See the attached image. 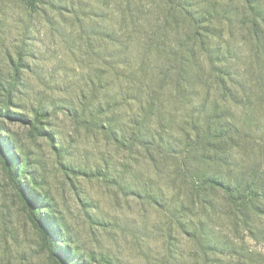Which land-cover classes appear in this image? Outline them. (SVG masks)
I'll return each mask as SVG.
<instances>
[{"label": "rangeland", "instance_id": "rangeland-1", "mask_svg": "<svg viewBox=\"0 0 264 264\" xmlns=\"http://www.w3.org/2000/svg\"><path fill=\"white\" fill-rule=\"evenodd\" d=\"M245 5L0 0V264H264V201L197 177L264 184Z\"/></svg>", "mask_w": 264, "mask_h": 264}, {"label": "trees", "instance_id": "trees-1", "mask_svg": "<svg viewBox=\"0 0 264 264\" xmlns=\"http://www.w3.org/2000/svg\"><path fill=\"white\" fill-rule=\"evenodd\" d=\"M247 2H249V0H247ZM246 3V1H245ZM251 3V2H250ZM185 6H183V9ZM246 7V15L248 16V21L250 24L252 25H260V26H264V13H257L256 11H254V9L252 7H248L247 5H245ZM186 11V9H185ZM188 13V11H186ZM223 72H227V71H223ZM225 81H223L222 83H224ZM223 87L225 89L228 88L227 84H224ZM206 132L203 133V137H201L200 139V144H202L203 146H210V142L211 139L209 138V134L211 133V129L207 128L205 130ZM205 149V148H204ZM215 160V159H214ZM201 175V176H199ZM216 175L214 174H208L206 172H199L198 176L199 179L202 180V182L204 183V185H207L211 188H220L222 189L226 195H227V200H229V202L233 205H236L240 202L243 203H255L257 201H264V184H261V182H259L258 176H254L253 178L250 179H245V180H236L234 183H228V182H223L221 179H218L217 177H215ZM30 204V203H29ZM33 211V210H32ZM35 220V219H34ZM37 227L39 228V231L42 235V242L44 244V246L47 248L49 254L52 257H55L58 260H62L60 258L61 255H59V253L56 251L55 248V244L53 243V237L52 235L48 232L46 225L38 219L35 220ZM63 262V260H62Z\"/></svg>", "mask_w": 264, "mask_h": 264}]
</instances>
